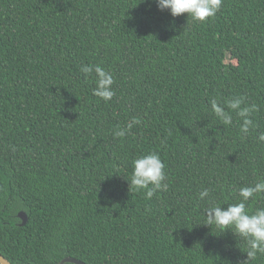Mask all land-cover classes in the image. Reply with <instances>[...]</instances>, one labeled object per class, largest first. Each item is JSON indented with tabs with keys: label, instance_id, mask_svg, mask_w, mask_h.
<instances>
[{
	"label": "trees",
	"instance_id": "trees-1",
	"mask_svg": "<svg viewBox=\"0 0 264 264\" xmlns=\"http://www.w3.org/2000/svg\"><path fill=\"white\" fill-rule=\"evenodd\" d=\"M82 64L112 73L111 101ZM233 97L259 109L247 136L234 113L225 126L211 111ZM260 132L264 0H223L205 23L155 0H0V253L12 264H241L246 242L205 210L264 180ZM150 152L168 189L149 200L130 181Z\"/></svg>",
	"mask_w": 264,
	"mask_h": 264
},
{
	"label": "clouds",
	"instance_id": "clouds-1",
	"mask_svg": "<svg viewBox=\"0 0 264 264\" xmlns=\"http://www.w3.org/2000/svg\"><path fill=\"white\" fill-rule=\"evenodd\" d=\"M155 3L158 10H167L172 17L187 13L194 21L205 23L220 11L223 0H155ZM80 71L86 77H93L95 83L92 89L93 96L105 103L112 100L115 91L112 87L114 77L110 71L99 64H82ZM210 107L216 119L225 126L232 124L234 113L240 121L239 131L243 136L251 134L257 128L252 117L259 109L256 104L245 106L243 97H233L227 100L226 105L212 99ZM138 122L133 118L123 128H118L114 132V137H125ZM257 139L264 142V132H260ZM132 168L131 186L137 192L144 190L145 199L150 200L157 191H167L165 164L158 153L150 152L134 159ZM261 194H264V180L252 186L241 187L238 203L227 204L226 208L214 205L205 210L206 225H215L222 232L230 230L246 242V259L241 264H248V261L255 260L258 254H264V207L257 208L254 212H250L247 207L251 199ZM209 195V189L205 188L199 193L198 198L205 200Z\"/></svg>",
	"mask_w": 264,
	"mask_h": 264
},
{
	"label": "water",
	"instance_id": "water-1",
	"mask_svg": "<svg viewBox=\"0 0 264 264\" xmlns=\"http://www.w3.org/2000/svg\"><path fill=\"white\" fill-rule=\"evenodd\" d=\"M17 216L19 217V219H21L20 224H24L27 221V216L24 211L22 210L18 211ZM64 262H73L75 264H85L83 261L78 260L74 257H69V256L63 257L60 261V264ZM0 264H12V263L0 253Z\"/></svg>",
	"mask_w": 264,
	"mask_h": 264
},
{
	"label": "rangeland",
	"instance_id": "rangeland-1",
	"mask_svg": "<svg viewBox=\"0 0 264 264\" xmlns=\"http://www.w3.org/2000/svg\"><path fill=\"white\" fill-rule=\"evenodd\" d=\"M227 60H230V58L229 57H227ZM232 60H234V59H232ZM234 62V61H233Z\"/></svg>",
	"mask_w": 264,
	"mask_h": 264
}]
</instances>
